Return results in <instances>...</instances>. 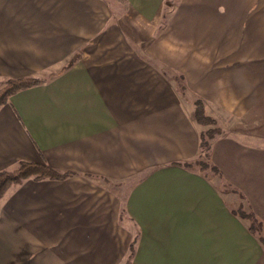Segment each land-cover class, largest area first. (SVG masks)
<instances>
[{"label": "crops", "instance_id": "crops-1", "mask_svg": "<svg viewBox=\"0 0 264 264\" xmlns=\"http://www.w3.org/2000/svg\"><path fill=\"white\" fill-rule=\"evenodd\" d=\"M24 78L40 83L0 107V172L68 176L0 199V264H264L189 166L200 100L224 131L208 162L264 236V0H0V91Z\"/></svg>", "mask_w": 264, "mask_h": 264}, {"label": "trees", "instance_id": "trees-1", "mask_svg": "<svg viewBox=\"0 0 264 264\" xmlns=\"http://www.w3.org/2000/svg\"><path fill=\"white\" fill-rule=\"evenodd\" d=\"M40 81L33 78H24V79H12L9 80L6 86L0 91V107L4 105L8 98L27 88H31L39 84ZM195 120L198 124L202 126H207L209 121L217 123L215 119L206 114V109L202 101L198 100L195 102ZM217 133V132H216ZM222 132H218L217 136H222ZM216 135L211 132H202L200 135V157L205 155L208 157V152L212 146L213 140L216 138ZM210 140V141H209ZM188 166V165H186ZM217 172L218 170L214 168ZM67 174H61L50 168L45 164H36L29 162H21L19 168L14 172H0V199L5 195L8 189L14 185L21 184L23 181L34 178L36 180L42 179H54V180H63L67 177ZM246 217V216H245ZM249 220H256L254 215L247 216ZM255 222V221H254ZM260 225L259 231L255 232L253 224L250 225V231L258 237L261 243L264 245V236H263V225L259 221Z\"/></svg>", "mask_w": 264, "mask_h": 264}, {"label": "rangeland", "instance_id": "rangeland-1", "mask_svg": "<svg viewBox=\"0 0 264 264\" xmlns=\"http://www.w3.org/2000/svg\"><path fill=\"white\" fill-rule=\"evenodd\" d=\"M204 128H205V130H204L205 132H207V131L211 132V133L216 135L215 137H217V133L219 131L224 133V131L220 128V125H219L218 122L214 123L212 121H209L208 125L204 126ZM234 132L241 133V134L237 133L236 135H238V136L241 135L242 136V140H244V142H246V141L249 142L248 139H249V137H251L250 136L251 135L250 128H247L246 130L245 129H241L239 131H234ZM254 132H255V134L257 133L256 130ZM258 134L262 135V141L261 142L264 144V125L261 128H259V133ZM232 135L235 136V134H232ZM259 144H261V143H259ZM208 155H209V152H208ZM189 166L193 167L196 171L202 172V174L204 176H206V178L212 180V183L214 184V186H216L218 188V190L222 194H224V196L226 198V202L228 204V207L230 208L232 213L235 216L239 217L240 219L245 220L248 223V225H249V229H250V225L253 224L254 228L256 229L255 232L259 231L260 225H259L258 222L260 220L258 219L256 214L251 210V207H250L248 201L246 200L245 196L236 187H234L228 181H225L220 176V174H217L218 171L216 172L214 170V167L211 166L210 163L208 162V157L203 155V156L199 157V159L197 161H194L193 163L189 164ZM16 170H14V171H16ZM14 171H6V172H14ZM251 215H254V218H256L257 221L252 219L253 222H251V220H249L247 218V216L249 217ZM262 225H263V223H262ZM134 230H138V228L132 226V231H134ZM133 233L135 235V232H133ZM137 240H138V238L136 237V238H134L135 243L132 242V254H131V256H133L134 246L137 244V242H136Z\"/></svg>", "mask_w": 264, "mask_h": 264}]
</instances>
